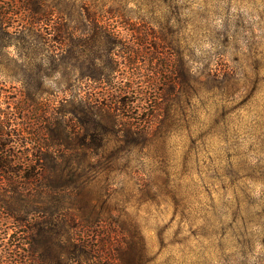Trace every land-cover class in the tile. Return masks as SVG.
Segmentation results:
<instances>
[{
    "label": "rangeland",
    "instance_id": "1",
    "mask_svg": "<svg viewBox=\"0 0 264 264\" xmlns=\"http://www.w3.org/2000/svg\"><path fill=\"white\" fill-rule=\"evenodd\" d=\"M37 1L70 11L29 15L17 0V12H7L1 117L39 133L64 109L61 127L81 143L95 138L89 107L105 117L110 104L144 120L140 139H156L151 147L178 209L170 223L163 204L127 205L123 192L133 181L120 188L110 179L98 147L81 158L84 169L79 156L54 147L57 157L47 151L44 176L29 184L45 193L17 213L0 203V253L18 257L29 247L44 264H59L57 251L73 236L90 239L95 264H153L155 254L160 264H264V0ZM210 68L220 76L207 79ZM17 140L5 145L14 156L0 166V192L12 186L8 175L25 174L37 159L36 146ZM177 221L182 252L170 242ZM21 229L30 233L24 246Z\"/></svg>",
    "mask_w": 264,
    "mask_h": 264
},
{
    "label": "trees",
    "instance_id": "2",
    "mask_svg": "<svg viewBox=\"0 0 264 264\" xmlns=\"http://www.w3.org/2000/svg\"><path fill=\"white\" fill-rule=\"evenodd\" d=\"M20 5L17 3V0H10V2L0 3V27L3 26L5 22V16L8 11L17 12ZM22 9L30 14H51L52 12L67 14L70 11V7L63 3L54 5V9L50 10L47 4L44 1L37 0H25V3L22 5ZM81 17V12L79 11ZM61 19H56L55 26L59 28ZM82 21V20H81ZM64 22V20H63ZM220 72L217 69H208L205 72L207 79L210 77L215 78L220 76ZM207 92H211L212 89H206ZM69 100L74 101L78 99V103L86 105L85 101H82V97L77 98L76 94H71ZM212 96V95H211ZM68 98L62 99L61 103L63 105L67 104ZM88 108V106H87ZM106 116L101 115L99 110H94L89 107L90 117V127L93 129L95 138L91 139L89 142H77V133L69 135L61 127V122L63 121V113H60L55 118V125L47 124L45 129L39 133L35 130H29L28 125L21 127H9L8 118H2L0 115V153H3L4 156L0 155V166H6L13 159L14 153H9L10 150L5 148V145L12 143L14 139H19L17 141L22 142L24 145L32 144L33 147L36 146V152H38L37 159L34 157L32 160L30 158L29 162L33 163L29 166V169L26 173H15L8 175V181L12 186L9 189H5L0 192V203H3L5 212L10 214L11 212L17 213L19 209L23 207L24 204L29 203L35 199L38 194L39 197L44 192V189L41 190L38 187L32 186L29 187V184L33 183L39 179V177L44 176V163L43 155L52 149L50 154H53L54 157L57 155L54 154V147L64 148L68 154L71 156H79V159L76 160L77 165H80L81 169L85 167L81 165V158L87 157L90 155V151L94 148H100L103 152L104 163L107 175L112 179L116 184L122 188L130 183L132 180L131 187L126 188L124 193V200L127 205L133 206L137 202L142 200L150 201L155 206L163 204V207L167 210L171 209L170 223H172L176 217L177 205L172 197L168 181L163 174V169L160 160L155 154L154 150L151 147V141L156 139H140L143 131L145 130V121L142 119H127L123 116H120L117 113V109L114 106L111 107L110 104L106 105L103 109ZM74 112V111H72ZM165 116L169 122V127L174 133L175 128L169 119V115L166 112ZM4 121L6 123H4ZM154 131V129H153ZM111 132L118 139H103L107 137V134ZM130 138V139H128ZM113 141V144L110 145V142ZM28 150V148H26ZM141 151L140 157L135 156H123V152H133ZM49 154V155H50ZM28 160V159H26ZM27 163V161H26ZM26 167V165H24ZM82 166L84 168H82ZM24 167V168H25ZM84 170L82 171V173ZM50 189V188H48ZM135 196V197H133ZM48 207L50 205H47ZM47 207H40L41 212L44 213V210ZM57 209L60 210V207L57 206ZM53 212L50 211L45 215L49 217ZM38 223H33L31 229H35ZM212 224V221H211ZM21 226V224H19ZM172 224H170L171 226ZM213 225V224H212ZM30 226V225H29ZM39 226V224H38ZM168 225V228L170 227ZM25 227H27L25 225ZM43 226H39L38 229H42ZM216 232L218 229L215 228ZM22 228V227H21ZM23 230V229H21ZM201 230H205L204 226H201ZM24 234L18 235V239L21 244L24 246V241L26 239L28 231L23 230ZM222 236V233H221ZM26 242V241H25ZM90 239L88 238H75L73 236L67 237L66 244L67 247L63 250H58L57 257L60 258L59 264H95L87 256V249L90 246ZM170 242L178 245L179 252H182L186 247L185 236L182 232L180 221H177V227L171 233ZM183 246V249H182ZM22 252H19L18 257L10 256L9 253L2 254L0 253V264H44V260L41 254L35 255L33 251L30 252L29 247H21ZM33 256V257H32ZM156 254L153 257V264H160L157 261Z\"/></svg>",
    "mask_w": 264,
    "mask_h": 264
}]
</instances>
